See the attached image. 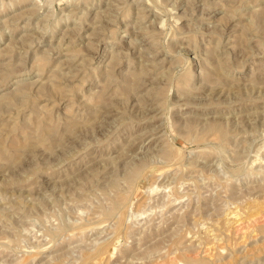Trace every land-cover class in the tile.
<instances>
[{
	"label": "rangeland",
	"instance_id": "obj_1",
	"mask_svg": "<svg viewBox=\"0 0 264 264\" xmlns=\"http://www.w3.org/2000/svg\"><path fill=\"white\" fill-rule=\"evenodd\" d=\"M0 264H264V0H0Z\"/></svg>",
	"mask_w": 264,
	"mask_h": 264
},
{
	"label": "bare ground",
	"instance_id": "obj_2",
	"mask_svg": "<svg viewBox=\"0 0 264 264\" xmlns=\"http://www.w3.org/2000/svg\"><path fill=\"white\" fill-rule=\"evenodd\" d=\"M230 215V214H229ZM229 217V216H228ZM236 218V217H235ZM238 218V217H237ZM216 240V239H215Z\"/></svg>",
	"mask_w": 264,
	"mask_h": 264
}]
</instances>
